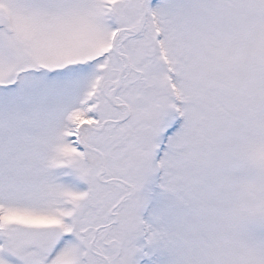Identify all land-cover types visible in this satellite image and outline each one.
Instances as JSON below:
<instances>
[{
  "label": "snow or ice",
  "instance_id": "snow-or-ice-1",
  "mask_svg": "<svg viewBox=\"0 0 264 264\" xmlns=\"http://www.w3.org/2000/svg\"><path fill=\"white\" fill-rule=\"evenodd\" d=\"M0 264H264V0H0Z\"/></svg>",
  "mask_w": 264,
  "mask_h": 264
}]
</instances>
